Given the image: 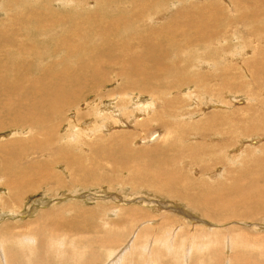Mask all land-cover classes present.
<instances>
[{
  "label": "bare ground",
  "instance_id": "obj_1",
  "mask_svg": "<svg viewBox=\"0 0 264 264\" xmlns=\"http://www.w3.org/2000/svg\"><path fill=\"white\" fill-rule=\"evenodd\" d=\"M43 1L44 0H34L32 3L23 2L24 4H21V6H26L25 12L23 10L21 11L20 9L18 10L21 11L24 16H26L30 23L38 24L35 29L40 35L37 45L45 48H49V46L52 47L54 49L53 51L51 49L52 53L49 52L50 49L48 52L47 50L40 51V48L38 51L36 49L34 50V43L32 44L26 40H21V37L18 35L21 30L19 32L17 26H15L17 27L16 29L10 24L11 21L15 19V16L11 15L10 13V11L15 8V6H0V10L6 13L5 22H2L3 20L1 21L3 23V27H0V131L15 127L18 128V131H20L18 134L25 136L23 139L14 138L13 140H8L0 144V180L2 181L1 186L7 190L8 199H21L33 191L36 185L42 186L46 184V186H48V183L51 182H53L54 185L58 187L67 186V184H69L67 182L69 181L66 180L69 179L71 184L74 183L81 186H91L95 185V183H104L106 180H104L100 172L97 171L96 167L94 166L95 163H117L120 166L119 169L124 170L125 173L127 171L131 174L130 179L133 186L144 185V187H146L148 190L155 191L156 194L167 192L168 196L179 198L180 201L186 203L187 207L190 206V209L193 210L194 213L198 214L205 220H210L211 222L218 224L229 221H254L255 215L259 213V207L254 206V209L249 211L250 213H246L244 208L248 209L249 205L245 206V204L252 202L254 197L259 194L263 195L257 196L260 197L259 200L264 201V145L261 147L262 144H260L258 140L257 143L253 144V141L255 140L253 138L254 140H248V147L237 151V155H230L231 153H229L228 150H230L238 142H243L244 138L249 136L250 133L261 132V136L264 138V130L261 131L262 128L264 129V105L262 107L256 106L259 103L264 104V92L263 90H260L262 100H256L255 103H250V101L248 102L247 96H242L244 99L242 101L245 102V106H240L241 108H238V110H232L231 107H225L222 103L218 102L217 104L213 105L209 104V107L212 106L213 110L208 113L205 111H203L204 113H200L202 110H199L198 112L193 111L194 108H196L198 105H203L205 102H202L201 98L199 101V98L190 92L195 88L200 89L198 86H201L202 91L207 92V86L205 85H209L211 89L215 90V94L219 90L232 92L234 90L239 91L247 86L246 82L243 80V82L240 79L237 80V70L240 69V66L238 69L237 65L235 67L227 64L229 61V56L226 57L228 55V50L226 52L227 55L222 57L227 58V60H223L220 58V56H218V53L198 56V50L192 49L205 42V39L210 38L212 34L225 31V27L227 26L233 27L237 25L238 27H245V30H250H246L248 33L251 32V34L255 36H257V34L260 32H264V21H262L264 18V0H226L227 4L224 7L221 5L220 0H172L169 5L171 6V9L162 7L164 0H160L161 6L154 4L158 0H128L127 4H121V6L114 5V3L110 5L109 2L111 3V0H94L95 6L102 7L104 14L110 11V13H117V15L119 14L120 16H118L120 18L117 17L109 21L100 22L97 21L95 17L96 15L94 14L95 16L93 17L96 21L94 22L93 17L91 20L94 22L93 24L97 23L98 26L96 25V28H91L90 34L86 33L85 40L82 38V41L84 40V42L78 41V38L80 37V30H77L76 22L79 23L81 20L75 17L81 16L85 19L86 17L88 18L92 16V14L82 16V13H78V16L75 17H70L69 15L64 16L59 13H55V10L52 11L53 9H50V5H43ZM46 1L47 3L52 4V2L56 0ZM76 1L77 6H81V4H87L89 0ZM64 4H72V0H58L57 5L64 6ZM183 5H186L187 8L182 7ZM38 6L40 9L47 8V10L44 11L46 14H44V12L40 11L39 9L35 10L29 8H39ZM145 11L146 16L144 17ZM128 14L129 17L127 18L126 16H128ZM28 21L26 22L28 23ZM22 22H24V20ZM17 25L19 24L17 23ZM213 39H215V37H213ZM258 42L259 43L254 42V44H250L248 42L252 48V52L251 55L248 54L245 57L247 61L242 63L244 71L246 70L244 73L252 80L255 78L260 79V77L263 79L262 76H264L263 74H260V76L257 77L258 73L256 72V70L259 68L262 70V67L259 65L264 67V42ZM237 45L245 46V42L237 41ZM244 48L247 51L248 48ZM184 51H186V53H184ZM31 54H38L36 57L39 61V64L37 60H35L38 64H35V68H33V65H31V61L33 62V60H31ZM162 58H166V60L172 58V61H175L172 62V64H175L173 68L168 65L173 69L172 73L168 72L169 77L168 79L166 78L168 80V84H164L162 81L157 82L158 79H160L159 77L164 75L163 73L165 69L169 68L164 65V60H162ZM206 59L211 60L212 65L209 67L203 66V68L201 65ZM68 61H71L70 65L68 64ZM99 63H102V65L107 67H115L111 72L114 74L117 86L114 84L116 87L113 89L111 94L107 95L103 91L100 92V96L106 99V101H109V103L110 100H108V98L115 96L114 93L120 95V97L123 98L129 97L127 94L128 91L145 92L154 89L152 92L163 90V93L157 94L158 98L156 96L157 99L153 102V104L155 102L156 104L153 106L151 105L152 108L150 113L147 114V116H149L147 120L149 124L145 127L147 130L134 132H132V130L130 133L123 131L115 133L113 131L116 130V123L113 124L106 122V131L102 130L104 134L99 135V138H96L97 141L93 144L91 142L93 140L88 139L93 135H91L87 130L88 127H90L91 130L95 128L97 122L95 123L93 122L94 120H92L89 123H82L78 125H76L75 122L74 124L71 123L69 127L67 126L70 131L81 134L80 131L85 130V133H83L85 139H83L84 141H87L86 139H88V143H91L90 145L87 144V148L82 150L84 146L77 145L80 144L77 142L79 141L77 139L76 142L72 143L71 139L68 137L66 138V136L65 138L62 137L59 139L57 136L53 137V133L58 131L60 132L62 125L65 124L63 122L65 121L62 119L59 121L57 120L58 122L56 124L52 123L51 116H49V111L54 108L61 110L65 108V106L76 103L78 100H80L83 93H87V90H93L94 85L96 86L95 89L97 86L104 87V83H106L108 79L103 78L105 75L103 71L102 73L98 72L97 65ZM179 65H181L180 67L182 68H179ZM152 66L153 73L150 70V67ZM33 69H35V75L32 74ZM225 75L229 76L230 78H223ZM154 79L156 80L155 82H157V85L155 86L156 88H149L146 84L147 81L151 82L150 80ZM132 81H141L144 83V85L143 87L138 88V84L136 87L132 84ZM195 83L197 86L193 88V84ZM188 85H190L191 88H189ZM68 89L71 90V93L67 92ZM174 90L182 93V96L179 97L178 93L176 97H173L174 94L172 95V93ZM252 95L250 94L249 97L251 98ZM229 97L231 98V96ZM148 98L150 97L148 96ZM120 99L115 108H106V111L112 110L115 111V114L118 113V111H121L122 118H125L129 108L127 105L128 99ZM143 100H145V98ZM150 100L152 99L150 98ZM186 101L188 102L186 103ZM133 102H135L139 107L141 105H144L145 108L147 107V105L143 104L144 101L141 102L140 100L134 98ZM133 102L131 103L133 104ZM198 102L201 103L196 106ZM226 102L228 101L226 100ZM103 104L106 105V103ZM193 105L196 107L192 109L191 106ZM204 105L206 106L208 104ZM103 110L104 109H102V111ZM187 110L189 111L187 112ZM223 110H226L227 112H219ZM101 115L104 116V114ZM142 118H144V116ZM101 120H103V118ZM108 120L111 121L110 117ZM128 121L131 125H133L134 128H140L139 126L142 124L137 123L139 119L136 122L134 119L132 121ZM126 123L127 121L125 119H122L120 122L121 125H125ZM159 123L164 124L167 131H164L163 128L159 129L156 125ZM149 125L152 126L150 130L147 128ZM13 132H15V130ZM105 132L108 134L106 135ZM40 137L42 138V141H40ZM80 138H82V136H80ZM53 143H55V145H52ZM34 147H40L45 150L38 149L37 151H29ZM129 147L133 148V150H130ZM134 149L140 151H134ZM28 151L31 152V154H28ZM255 153H258L259 155ZM179 155H186L185 157H187L189 160L187 165L190 163L192 164L193 162H198L196 165H192L193 168L190 166V170L194 171L193 174H190L183 169H179L175 172L171 170V167L174 165L177 156ZM201 156H206V159ZM33 158H35L37 161L32 162L31 160ZM166 161L169 162L166 163ZM217 166H219V169L216 170L218 173L213 174L212 170ZM58 168H60V171H62L58 172ZM144 171L150 172L151 175L144 173ZM182 175H184L185 179L182 178ZM205 176H209L210 178L217 180L220 179L224 182L218 184L216 187H206L205 184L207 183V180L211 179L208 177L205 180ZM25 178L28 179L24 180ZM109 182L110 181H108V183ZM102 194L105 196V193ZM89 198L94 199V197ZM122 201L124 202L123 199ZM145 201L148 200L145 199ZM35 203H38V201H35ZM41 203L42 205L40 207H45L46 204H43L44 201H40V204ZM239 204L240 206L242 205L243 208L238 207L237 205ZM36 206L38 205L36 204ZM35 208L36 207H34L33 210ZM160 208L161 210L166 209L165 207L161 206ZM122 210L124 213L121 210H111V213L112 215L120 213L122 218H125L126 220L120 219L118 222L112 221L113 224L110 225V227H114L122 222L124 223L125 221H128L129 226H131L133 225L132 223L135 222V219H138V223L134 224L138 225L139 222H141L140 220L143 218L146 219L142 216L144 215L143 213L142 215L140 212V214H138L137 210L133 212V208ZM184 210L187 212V209ZM178 211L181 213L180 209ZM40 215L41 217H45L48 215V212H43ZM93 215H95L94 211H87L86 213V216L91 217ZM123 215L125 217H123ZM149 216V218H153L152 214ZM8 217L9 216H7V218ZM17 217L23 218L20 215ZM80 218L81 214L69 220L60 218L58 223L60 227L67 228L72 224H78L80 222ZM167 218L168 217L166 214H162V219H164L163 223H165ZM169 222L171 225V221ZM108 224H110V221ZM188 224H190L189 221H187V226ZM35 226L36 225L33 224L28 230H35L38 232ZM211 226L216 227L213 224H211ZM105 227L109 228V226ZM143 228L144 227H142V229ZM4 229H6V227L1 228L0 232L4 231ZM130 229L132 228L130 227ZM146 231L149 232V230ZM148 232H139V238L144 239V237H149L147 234L150 235V233ZM225 232L227 234L230 233L227 231ZM166 233L168 234V232ZM171 235L175 236L174 234ZM161 236H163V234ZM154 237L156 238V236ZM192 238L193 237L191 236V239ZM187 239L189 238L187 237ZM109 241L111 243V240ZM185 241L186 240L182 239L181 243L188 248V246L192 243L189 244L187 241ZM201 241L204 244V248H207L205 246L204 238L201 239ZM155 242L157 243V241ZM155 242L152 241V245H154ZM160 243H162L163 247L167 249L169 257H172V252L179 253L178 251L171 249L173 243L170 242V240H167L166 242L162 241ZM193 244H195V242ZM133 246L134 245L131 243L128 244L122 248L121 252L119 251V254L113 251L115 255L117 254L119 256L112 262V264H123L122 262L125 260L123 258L131 252ZM227 246L228 245H226V248ZM105 248L107 247L105 246ZM134 248H136V246ZM190 248H188V251L193 250ZM108 249L109 248H107V250ZM128 249L129 253H127ZM158 250H156L157 253H159ZM185 251L187 250L181 252ZM153 253L154 251H152V254ZM181 256H183V261H185V259L189 261L191 258H189L188 253H181ZM210 256L211 255H209L208 258H210ZM151 257L153 258V256ZM152 258L149 259L152 260ZM214 261V264H216V259ZM227 261L230 262V258ZM225 262L223 264H225Z\"/></svg>",
  "mask_w": 264,
  "mask_h": 264
},
{
  "label": "rangeland",
  "instance_id": "obj_2",
  "mask_svg": "<svg viewBox=\"0 0 264 264\" xmlns=\"http://www.w3.org/2000/svg\"><path fill=\"white\" fill-rule=\"evenodd\" d=\"M32 1H34V0H25V1L24 0H15V1H13V0H0V6L1 5H5L6 7L7 6H10V7L15 6V8H13V10L10 11L11 15L15 16V19H13L10 24L13 25V27L16 29L18 27L19 32L21 30V32L18 34L19 37H21V40H26L32 44L34 43L33 44L34 50L36 49L38 51V49L40 48L39 49L40 51L47 50V52H48L50 49L49 52L52 53V51L54 50L52 47L49 46V48L48 47L45 48V47H41V46L37 45L38 44L37 41L39 40L40 35L38 34V32L35 29H36V26L38 24L30 23L27 20L26 16H24V14L21 13L22 10L25 12V8H26V6H21V4L28 3V2L32 3ZM56 1L52 2V4L51 3L49 4V3H47L46 0H44L42 2V4L43 5H47V4L50 5L51 6L50 9L51 10L53 9L52 11L55 10V13H59V14L64 15V16L69 15L70 17H72V16L75 17V16H78V13H82V16H87L89 14L90 15L92 14V16H90L88 18L86 17L85 19L82 18L81 16L75 17V18H79L82 22V23L76 22V25H77L76 28L78 31L80 30V37L78 38L79 42H84L86 33L90 34L91 33L90 29L91 28L93 29V27L96 28L98 26L97 23L93 24L96 21L93 16L96 15L95 17H96L97 21H100V22L109 21L111 19H115V18L120 16L119 14H118L119 15L118 16L117 13H110V11L107 12L109 14H107V13L104 14L102 7L95 6L94 0H89L87 4L86 3L84 4L85 6L82 4H81V6H77L76 0H72V4H74V5L64 4V6L63 5H57L58 0H56ZM136 1H140V0H136ZM171 1L172 0H164L162 3V7H166L167 9L168 8L171 9V6H169ZM175 1H177V0H175ZM220 1H221V5L223 7L226 6V4H227L226 0H220ZM112 3H114V5H117V6L120 5L121 6V4L122 5L127 4L128 0H123V3H122V0H111V3L109 2V4L111 5ZM34 4H35V2H34ZM154 4L161 6L160 0H158ZM223 4H225V5H223ZM196 6H198V5H196ZM182 7L187 8L186 5H183ZM29 8L35 9V10L39 9L42 12L47 10V8L40 9V7L39 8L29 7ZM18 9H20L21 11H19ZM98 9H100V10H98ZM5 14L6 13H4L0 10V24H1L0 27H3L2 22H5ZM44 14H46V13L44 12ZM145 16H146V11L144 12V17ZM92 17H93L94 22H92V20H91ZM126 17L128 18L129 14ZM88 19L91 21H89ZM227 19H228V17H227ZM263 19H262V21H264ZM23 20H24V22H22ZM26 21H28V23ZM17 23L19 25H17ZM23 23H25V24H23ZM84 23H86V24H84ZM15 26H17V27H15ZM87 26H88V28H87ZM90 26H92V27H90ZM62 27L65 28L64 26H62ZM82 27H84V28H82ZM246 30L250 31L249 29H246ZM246 30H245V27H238L237 25H235L233 27L227 26V27H225V31L216 32L215 34H212V36L210 38L205 39V42H203L202 44H200L196 48L192 49V50H198V56L199 55L200 56L211 55L212 53L213 54L218 53V56H220V58L223 60H227V58H222V57H225L228 54L226 56V57L229 56L228 57L229 61L227 62V64H230V65L235 66V67L237 65L238 69L240 66V69L237 70V73H238L237 80H239V79L241 81L243 80L247 84V86H245L246 88L244 87V89L239 90L240 92L237 90H234L232 92L219 90L215 94V90L211 89L209 87V85H205V86H207V92H204V91H202L201 86H198L200 89L195 88V86H197V84L195 83V84H193V88H195V89L192 90L190 93H192V94H194V96L198 97L199 101L201 98V101L205 102V103H203V105L204 104H208V105H206V106L204 105V107H203L202 104L198 105L199 103H201V102H198L196 104V106L198 105L197 107H200V108H197L195 105H193V106H191L192 109L194 107H196V108H194L193 111L198 112L199 110H202V111H200V113H204L203 111H205L207 113L211 112L213 110V108H212V106L209 107V104L213 105V104H217V102L222 103L225 107H227V106L229 108L231 107L232 110H238V108H241L240 106H242V105L245 106V102L242 101V100H244L242 98V96H247V101L248 102L250 101V103H255V101L259 100V99L262 100L260 90H263V92H264V87H263L264 76H262L263 79L260 77V79L255 78L254 80H252L249 76H247L244 73V72H246V70L244 71V69H243L244 67H242V63L247 61V59H245V57L248 54L251 55V52H252V50H251L252 48L250 47L248 42L250 44H254V42L259 43L258 41L264 42V32H260V33H258L259 35L257 34V36H255V35H252L251 32L248 33ZM18 35H17V37H18ZM213 37H215V39L217 41L215 39H213ZM235 37L237 38V40ZM82 38L84 39L83 41H82ZM219 40H220V42H219ZM223 40H225V41H223ZM235 40H236V42H235ZM237 41L245 42V46L237 45ZM205 47H207V48H205ZM244 47H246V49L248 48L247 51L245 50ZM242 48H243V50H242ZM51 49H52V51H51ZM227 50H228V52H227ZM226 52H227V54H226ZM184 53H186V51H184ZM36 55H38V54H31V58H32L31 60H33V62L31 61V65H33L32 66L33 68L36 67L35 64L36 65L39 64V61L37 60ZM230 56H231V58H230ZM197 57H195V58H197ZM35 60H37L38 64L36 63ZM162 60H164L163 63L167 67H169L168 65H170L173 68L175 65V64H172V62L174 61V60L172 61V58L167 59V60H166V58H162ZM203 63H205V64H203ZM203 63L201 65L202 67L203 66L209 67L212 65V61L209 59L204 60ZM68 64L70 65L71 61H68ZM181 65H179L178 67L182 68V67H180ZM198 65H200V64H198ZM259 66L262 67V70H261V68L256 70V72L259 74V75L257 74V77H259L260 74L264 75V70H263L264 67L261 65H259ZM97 67H98L99 73H102V71L104 72L105 75L103 76V78L108 79L107 82L104 83V87L97 86V88L95 89L96 86L94 85L93 90H87V93L86 92L83 93L80 100H78L76 103L65 106V108H63L61 110H58V108H54L51 111H49V116H51L52 123L56 124L59 120H62V119H64V121H65V122H63L65 124H63L64 126L62 125V129L60 130V132L58 131V132L53 133V137L57 136V138L59 139L62 137L65 138V136H66V138L68 137L71 139L72 143L76 142V139H77V140H79L77 142H79L80 144H77V143L76 144L84 146L82 148V150L87 148V144H89V145L91 144V143H88V139H92L93 141H91V142L94 144V142L97 141L96 138H99V135L104 134V132H102V130L106 131V124L109 122L113 123V124L116 123V126H117L116 130L113 131L115 133L116 132H122V131L130 133L132 130H133L132 132L147 130L145 128L149 124L147 121L149 116H147V114L150 113L152 106L154 104H156V102L154 104H153V102L158 98L157 94L163 93V90H158V91L152 92L154 89L151 91H145V92L128 91L127 94L130 98L129 97L123 98V97H120V95H117L116 93H114L115 96L108 98V100H110V103H109V101H106V99H104L103 97L100 96V92L103 91L107 95L111 94L113 89L117 86L115 78H114V74L111 72L112 69L115 67H107V66L102 65V63H99L97 65ZM172 68L169 67L168 69H165V71L163 73L164 75H161L159 77L161 80L158 79L157 82L162 81V83L168 84V80H167L169 77L168 72L172 73V71H173ZM242 69H243V71H242ZM150 70L153 73V66L150 67ZM34 71H35V69H33V71H32L33 75H35ZM223 78L228 79L230 77L225 75V76H223ZM150 81L151 82L147 81V83H146L147 86L149 88H154L157 85V82H155L156 80L154 79V80H150ZM132 84L135 85L136 87L138 84V88H141L144 85V83L141 81H132ZM139 84L140 85L142 84V85L140 86ZM188 86H189V88H191L190 85H188ZM248 89H249V91H248ZM97 90H100V91H97ZM67 92L71 93V90L68 89ZM194 92H196V93H194ZM153 93H155V94H153ZM178 93H179V97L182 96L181 95L182 93L177 92V90H174L172 93V95L174 94L173 97H176V95H178ZM254 93H255V95H254ZM250 94L251 95L253 94L251 96V98L249 97ZM148 96L152 100H150V98H148ZM156 96H157V98H156ZM204 96L207 98H205ZM229 96H231V98ZM115 97H117V98H115ZM131 97H133V98H131ZM219 97H220V99H219ZM120 98L125 99V100L128 99L127 105L129 108H128L127 115H126L127 118L126 117L122 118L121 111H118V113H116V114H115V111H112V110L106 111V108H112V109L115 108L117 106V103H118ZM134 98L137 100H140L141 102L144 101L143 104L147 105V107L145 108L144 105H141L140 107L137 106L136 103L133 102ZM144 98H145V100H143ZM122 99H120V100H122ZM239 99H241V100H239ZM95 100H97V101H95ZM226 100L228 102H226ZM131 102H133V104ZM187 102L188 101H186V103ZM96 103L99 105H97ZM103 103H106L107 106L104 105ZM263 105L264 104L259 103L256 106L262 107ZM94 106L96 108L98 106L97 110ZM102 109H104V110L102 111ZM99 110L102 112H100ZM92 111H93V113H92ZM95 111H98V112H95ZM188 111L189 110H187V112ZM56 112H58V113H56ZM219 112H227V111L223 110V111H219ZM111 113H112V115H111ZM101 114H104V116ZM120 114H121V116H120ZM117 115L120 116L121 118L118 117ZM97 116H99V117H97ZM132 116H133V118H132ZM143 116H144V118H142ZM74 117H75V119H74ZM79 117H80V119H79ZM101 117L103 118V120H101L102 119ZM106 117H107V119H106ZM109 117H110L111 121L108 120ZM97 119L100 121V123ZM122 119L123 120L125 119L127 121V123L125 125L120 124ZM133 119L135 120V122L139 119V121L137 123L138 124L142 123L139 126L141 129L140 128H134L133 125L130 124V122L128 120L132 121ZM92 120H94L93 122H95V123L97 122V123L95 125V128H93L92 130L90 129V127H88L87 131L93 136H90L88 139H86L87 141H84L85 136H83V133H85V130L80 131L82 134L81 135L78 132L70 131V129L68 128L71 123L74 124V122H75L76 125L82 124V123L86 124V123L91 122ZM46 124H48V123H46ZM153 125L154 126L157 125V127L159 129L163 128L164 131L165 130L167 131L166 127L162 123H159L156 125L153 124ZM149 126L147 128L150 130V128H152V126L151 125H149ZM11 130H12V132H11ZM14 130H15V132H13ZM96 130H97V133L99 132L98 134L96 133ZM263 130L264 129L262 128L261 131H263ZM19 132L20 131H18V128H15V127H12L11 129H6L3 131H0V144L6 142L8 140H13L14 138L15 139L25 138V136L18 134ZM105 134L107 135L108 133L105 132ZM261 135H262L261 132L250 133L249 136H246L244 138L243 142H238L237 144L234 143L236 145L233 146L230 150H228V152L231 153L230 155H232V156L237 155V151L241 150L242 148L248 147V145H247L248 140H254V139L255 140L253 141V144L257 143V140H258V142H260V144H262L261 145V147H262L264 145V138ZM80 136H82V138H80ZM260 136L262 137V139ZM76 137H78L79 139ZM72 138H73V140H72ZM94 139H96V140H94ZM40 141H42L41 137H40ZM52 145H55V143H53ZM239 146H240V148H239ZM38 149L45 150V149L40 148V147H34V148H31L29 151H31V150L37 151ZM129 149L133 150V148H131V147H129ZM146 150H148V149H146ZM134 151H140V150L134 149ZM28 154H31V152H29ZM255 154L259 155L258 153H255ZM31 156H33V155H31ZM185 156L186 155L177 156V159H176L174 165L171 167L172 171L175 172L179 169H183V170H186L188 173L193 174L194 171H191L190 169H191L192 165H196L198 162H196V163L193 162L192 164L190 163L189 165H187V163H189V160ZM201 157H204L206 159V156H201ZM31 161L34 162L37 160L35 158H33ZM27 162H29V161H27ZM168 162L169 161H166V163H168ZM94 166L96 167L97 171L100 172L101 176L104 178V180H106V182L100 183V184L95 183V185H91V186H81V185H76L73 183L74 184V186H73V184L70 183V179H69V180H66V181H69V182H67L69 184H67V186H62V187L55 186L53 182L48 183V186H46V184L42 185V186L36 185L33 191H31L25 197H23L21 199H17V200H11V199L9 200L8 199L7 190H5V188L1 186L2 181L0 180V220H2V218H3V220L0 221V230L3 227H6V229L8 227L7 230L4 229V231L0 232V261H1L0 264H4V263L5 264H112V262L115 259H117V257L119 256L117 254H119L121 252L122 248L127 246L130 243L133 244L134 246L132 247L133 249L131 250L130 253H129V249L131 247L128 249L127 253H129V254L127 256L124 255L125 257L123 259H125V260H123V262H122L123 264H142V263L143 264H149V263H151V264H214L215 259H216V264H219V263L223 264L225 261L229 260V258H230V262L227 261V262H225V264H229V263H231V264H264V201H260L259 200L260 197H257V196H263V195L259 194L256 196L257 198L254 197V199L252 200L253 203L250 202V203H246L247 205L245 204V206L249 205L248 209L244 208V211L246 213H250L249 211H252V209H254V206L259 207V209H260L259 213L257 215H255V217L253 216L255 218L254 221H252V220L251 221L250 220H247V221L243 220V222H238V221H231L230 222L229 221V222L221 223L222 224L221 225L218 223L211 222L210 220H205V219L201 218V216L194 213L193 210L190 209V206L187 207L185 202L180 201L179 198L168 196L167 192H162L160 194H156L155 191L148 190L146 187H144V185L133 186L131 184V179H130L131 174L127 171L125 173L124 170L119 169L120 166L117 163L106 164L104 162H101V163L99 162V163H95ZM218 167L219 166L215 167V169L212 170L213 174L218 173V171H216L217 169H219ZM58 169H57L58 172L62 171V170L60 171V168H58ZM144 173L151 175V173L148 171H144ZM101 176H99V177H101ZM182 176H183L182 178H184V175H182ZM208 177L209 176H205V180ZM64 178H65V176H64ZM113 178H115L116 180ZM26 179H28V178H25L24 180H26ZM118 179L120 180V182ZM210 179L211 180H207V183L205 184L206 187H216L218 184L224 182L223 180H220V179H218V180L213 179V178H210ZM108 181H110V182L108 183ZM151 189H153V188H151ZM127 190L130 192H128ZM102 193H105V196ZM98 194H99V197H98ZM100 194H102V195H100ZM148 194H149V196H148ZM154 196H155V198H154ZM89 197H94V199H90ZM97 197L100 199H98ZM133 197H135V198H133ZM103 198L105 199V201ZM112 198H113V200H112ZM96 199H98V200H96ZM101 199H103V200H101ZM122 199L124 200V202L122 201ZM127 199H129L130 201ZM131 199H133L135 201V203ZM137 199L140 201H138ZM145 199H147L148 201H145ZM126 200L128 201V203ZM35 201H38L39 204L35 203ZM40 201L41 202L44 201L43 204H46L45 207H43V208L40 207L42 205V203L40 204ZM148 203H150V204H148ZM153 203H154V205H153ZM36 204L38 206H36ZM173 205L175 206V208ZM176 205H177V207H176ZM160 206L165 207L166 209L161 210ZM237 206L240 208H243L242 205L240 206V204ZM34 207H36L35 208L36 210L35 209L33 210ZM127 208L128 209L133 208L134 209L133 212H135L137 210L138 214L141 213V215L143 213L145 216L144 215H142V216L145 217L146 219L141 218L142 220H140L141 222H139L138 225L134 224V223H138L137 222L138 219H135L134 223L131 222L133 224L131 226H129L128 221H125L124 223L122 222V223H120L114 227H110V225L113 224L112 221L118 222L120 219L126 220L125 218H122V215L120 213H117L116 215H112L111 210H114V211L121 210L124 213V211L122 209H127ZM179 209H180L181 213H179V211H178ZM184 209H187V212ZM87 211H94L95 215H93L91 217L86 216ZM14 212H16V213H14ZM43 212H48V215H46L45 217H41L40 214ZM11 214H13V215H11ZM80 214H81V218H80V222L78 224H72V225L68 226L67 228L66 227H60V225L58 223V220L60 218L69 220L73 217H77V215H80ZM151 214L153 215L154 219L149 218L150 217L149 215H151ZM162 214H164V215L166 214L168 217L167 220L165 221V223H163L164 219H162ZM18 215L22 216L23 218H18L17 217ZM7 216H9V217L7 218ZM15 216H16V218H15ZM189 216H191V217H189ZM123 217H125V216L123 215ZM186 217H188V218H186ZM143 220H145V221H143ZM198 220H200V221H198ZM109 221H110V224H108ZM146 221H148V222H146ZM169 221H171V225H170ZM187 221L190 222V224H188V226H187ZM33 224L36 225L35 227H36V230H38V232L35 230H31V231L28 230ZM98 224H99L100 228H99ZM140 224H141V226H140ZM172 224H173V226H172ZM211 224H213L216 227H212ZM253 224H255L257 226H255ZM152 225H154V226H152ZM105 226H109V228H107ZM175 226H177V227H175ZM130 227L133 230L130 229ZM142 227H144V228L142 229ZM150 228H152V229H150ZM167 228H168V230H167ZM181 228H183V229H181ZM153 229H155V230H153ZM131 230H132V232H131ZM136 230L139 231L140 233L143 231L148 232L146 230H149L148 233H150V235L147 234L149 237H147V238L144 237V239H141V238H139L140 233L137 232ZM160 230H161V232H160ZM225 231L230 232V233L227 234ZM111 232H113L114 234ZM166 232H168V234ZM19 233L22 235H20ZM45 233H47V234H45ZM135 233H137V234H135ZM35 234H36V236H35ZM155 234H157V235H155ZM162 234H163V236H161ZM171 234H174L175 236H173ZM24 235H26V236H24ZM27 235H29L31 237H29ZM39 235H40V237H39ZM23 236H24V238H23ZM109 236H110V238H109ZM154 236H156V238ZM157 236H158V238H157ZM191 236L193 237L192 238L193 240L191 239ZM135 237H136V239H135ZM152 237L155 239H153ZM173 237H174V239H173ZM187 237L189 239H187ZM203 238L205 241V246L207 248H204V244L201 241V239H203ZM182 239L186 240L187 243H189V244L192 243L191 245L188 246V248H190L192 246L190 249H193L195 251H193V250L188 251L189 249L186 246L182 245V243H181ZM109 240H111V243ZM167 240H170V242L173 243L171 249L179 252V253L172 252L171 253L172 257L168 256L167 249L165 247H163L162 243H160L162 241L166 242ZM56 241H58V242H56ZM64 241H66V242H64ZM114 241H116V242H114ZM129 241H132V242H129ZM152 241L153 242L157 241V243L155 242V244H154L155 246L152 245L153 244ZM158 241H160V242H158ZM194 242H195V244H193ZM218 242H219V244H218ZM250 243H252V244H250ZM104 245L109 249L107 250V248H105ZM178 245H180V246H178ZM216 245L218 246V248ZM224 245H225V247H224ZM226 245H228L227 248H226ZM112 246H113L114 250L112 249ZM135 246H136V248H134ZM200 246L203 247L204 249L201 248ZM68 247H69V249H68ZM153 248H156V249H153ZM233 248H235V249H233ZM74 249L76 250V252ZM205 249H207L208 252ZM71 250H73V251H71ZM156 250H158L159 253H157ZM184 250H187V251L181 252ZM113 251L117 252V254L115 255V253ZM148 251H150V252H148ZM152 251H154L153 254H152ZM196 252H198V253H196ZM232 252H233V254H232ZM181 253H184V254L188 253L189 258L191 257L190 260L187 261L185 259V261H183V256H181ZM199 253H201V254H199ZM208 254L211 255L212 257L210 256V258H208V256H209ZM150 255L153 256V258ZM149 258H152V260H150ZM5 259L7 260V262ZM194 259H195V261H194ZM208 259H210V260H208ZM199 261H200V263H199ZM241 261H242V263H241Z\"/></svg>",
  "mask_w": 264,
  "mask_h": 264
}]
</instances>
